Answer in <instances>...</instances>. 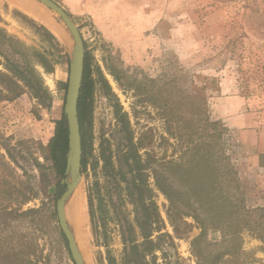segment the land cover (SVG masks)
Listing matches in <instances>:
<instances>
[{"label":"rangeland","instance_id":"1","mask_svg":"<svg viewBox=\"0 0 264 264\" xmlns=\"http://www.w3.org/2000/svg\"><path fill=\"white\" fill-rule=\"evenodd\" d=\"M17 1L39 11L61 35ZM54 1L78 25L95 80L84 124L88 166L67 204L72 223V201L81 195L87 241L77 238L87 264L140 261L145 246L135 179L151 189L144 198L151 194L160 214V231L154 233L162 234L158 264H264V0ZM57 17L36 0H0V26L24 43L23 52L37 50L47 61L0 57V70L7 59H27L41 81L38 96L26 91L0 102V208L20 209L0 216V264H21L15 258L74 264L57 215V183L63 178L47 151L64 112L73 50L72 36ZM202 100L211 120L223 126L218 146L238 172L244 205L255 209L251 217L243 211L254 230L244 228L238 236L209 227L198 238L202 229L191 216L178 220V234L154 176L161 179V157L181 155L164 111L174 115V131L185 133ZM118 105L127 113L129 130L117 117ZM130 135L144 143L139 153L149 163L147 176L130 171L125 155Z\"/></svg>","mask_w":264,"mask_h":264},{"label":"trees","instance_id":"2","mask_svg":"<svg viewBox=\"0 0 264 264\" xmlns=\"http://www.w3.org/2000/svg\"><path fill=\"white\" fill-rule=\"evenodd\" d=\"M22 16L27 18L25 15ZM31 22L38 26L33 20ZM39 27L57 41L56 37L45 26L39 25ZM19 46L25 47L19 38L0 26V57H11L10 53L17 55V57H40L39 62L41 64L47 62L45 55L39 51L30 52L31 50L26 49V47L24 49L26 51L23 52L19 49ZM87 57L88 55L85 54L84 74L78 102L83 146V172L87 170L88 155L90 153L84 124L95 83ZM47 70L51 71L50 68ZM214 80L212 78L211 81L214 82ZM104 84L107 96L109 98L115 96L110 85L106 81ZM63 86L64 89H67V83H64ZM40 88V76L27 59L21 61V63L9 59L4 62V70H0V102L15 100L26 91L38 96ZM118 106L116 109L117 117L124 124L125 129L129 130L127 113L122 111L123 108L120 105ZM164 112L168 133L177 139L176 144L181 149V155L178 158L161 157V179L158 173H155L154 176L159 189L170 202L168 214L175 231L179 234L178 220L184 216L193 217L202 229L198 238L202 237L209 227L221 230L226 236H238L244 228L253 231L254 227L251 225V220L244 218L243 211H246L247 215L251 217L255 209H247L244 205L243 189L238 172L230 157L218 146V140L224 130L223 126L220 122L211 120L205 100L199 101L194 113L195 120H193L195 122L193 125L187 126L189 131L185 133L180 131L176 133L173 129L174 115L166 110ZM182 126H184L183 123L179 125V127ZM162 139L168 141V138L163 135ZM68 143L69 129L66 115L63 112L61 118L56 121L54 136L47 145L48 157L52 160L57 174L62 178L65 176ZM127 144L125 155L130 171L140 176L146 174L145 170L149 163H145L139 153V148L144 147V143L142 140L134 143L133 136L130 135ZM131 159L132 161H130ZM173 179L179 182L180 187L174 184ZM133 182L134 190L138 192V197H140L138 201L142 202L139 225L142 229L143 245L145 246L142 253H138L140 261L134 262L135 264H158L155 253L161 248L162 237L161 233L154 237L155 231H160L158 223L161 219L158 207L151 194L144 198L145 194L151 189L148 186L137 184L136 179ZM65 189L66 185L62 184L60 179L57 183L56 197L59 198ZM27 199V197L24 198L21 203L24 204ZM19 210V208H16L8 211V208L2 207L0 208V216L19 213ZM149 255L152 257L151 261L146 260ZM13 261L25 264L23 258H15Z\"/></svg>","mask_w":264,"mask_h":264},{"label":"water","instance_id":"3","mask_svg":"<svg viewBox=\"0 0 264 264\" xmlns=\"http://www.w3.org/2000/svg\"><path fill=\"white\" fill-rule=\"evenodd\" d=\"M36 1L57 14L58 20L64 23L73 39V50L71 51L70 57V70L64 105V113L69 129V149L67 153L65 177L61 182L66 185V189L57 200V215L62 232L68 242V247L74 263L87 264L67 215V204L73 197L83 177V146L78 114V102L84 74L85 43L78 25L61 5L54 0Z\"/></svg>","mask_w":264,"mask_h":264},{"label":"bare ground","instance_id":"4","mask_svg":"<svg viewBox=\"0 0 264 264\" xmlns=\"http://www.w3.org/2000/svg\"><path fill=\"white\" fill-rule=\"evenodd\" d=\"M18 2V1H17ZM18 5H20L21 8H23L26 12L30 13L31 15L38 17L42 20L45 21V23H47V25L53 29V31L59 35H61L60 32H58V28L51 23L50 20H47L46 18H44V16H42V14L37 11L35 8H33L32 6H30L27 3H17ZM75 198L73 199L72 203H73V213L71 215V227L73 228L76 238L78 237L79 240H81L82 242L87 241V236L85 234L84 231V226H83V222H84V215H83V205H82V197L80 194H75L74 196ZM77 238V241H78ZM79 244V242H78ZM80 246V245H79Z\"/></svg>","mask_w":264,"mask_h":264}]
</instances>
